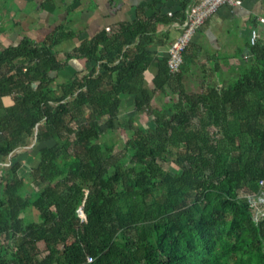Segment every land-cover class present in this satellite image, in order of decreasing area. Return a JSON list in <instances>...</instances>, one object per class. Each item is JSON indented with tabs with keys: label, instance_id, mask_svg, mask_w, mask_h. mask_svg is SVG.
Listing matches in <instances>:
<instances>
[{
	"label": "trees",
	"instance_id": "16d2710c",
	"mask_svg": "<svg viewBox=\"0 0 264 264\" xmlns=\"http://www.w3.org/2000/svg\"><path fill=\"white\" fill-rule=\"evenodd\" d=\"M160 21L139 17L82 42L65 63L93 66L72 77L54 50L63 28L0 46V264H264V217L241 198L264 181V42L224 87L185 90L189 44L176 75L166 58L156 63L148 89ZM130 96L150 125L132 119L115 141ZM30 141L27 164L31 151H15Z\"/></svg>",
	"mask_w": 264,
	"mask_h": 264
},
{
	"label": "crops",
	"instance_id": "0c3cea01",
	"mask_svg": "<svg viewBox=\"0 0 264 264\" xmlns=\"http://www.w3.org/2000/svg\"><path fill=\"white\" fill-rule=\"evenodd\" d=\"M185 0H0V46L17 45L22 40L40 44L55 29L63 28L66 38L54 50L62 65L61 77H72L89 70L93 63L64 56L88 41L98 32L121 24L132 23L139 17L162 20L156 23L153 43L148 46L149 67L144 73L145 85L157 73V62L165 60L168 45L179 36L180 25L190 4ZM192 2V0H190ZM264 0H242L239 7L217 10L194 35L189 56L184 58L183 84L186 91H197L214 84L224 87L236 79L239 68L249 57V37L256 30L264 42ZM65 63V64H64ZM134 96L124 102L121 117L134 119ZM130 110H133L129 114ZM120 117V119H121ZM139 117V116H138ZM136 118V117H135Z\"/></svg>",
	"mask_w": 264,
	"mask_h": 264
},
{
	"label": "built area",
	"instance_id": "2783aa9c",
	"mask_svg": "<svg viewBox=\"0 0 264 264\" xmlns=\"http://www.w3.org/2000/svg\"><path fill=\"white\" fill-rule=\"evenodd\" d=\"M242 0H192L189 10L180 25L179 36L176 37L167 49L166 63L168 72L176 75L183 63V53L191 43L194 35L201 29L204 23L222 7H239ZM260 25L264 26V18L257 19ZM106 31H109L107 28ZM258 40L256 30H252L249 37V44L252 46ZM25 72L26 69L24 68ZM244 200L254 209V220L258 221L264 217V181H259V189L254 194H244ZM80 223L85 222V216L81 208L76 210ZM92 258L87 257L86 262Z\"/></svg>",
	"mask_w": 264,
	"mask_h": 264
},
{
	"label": "rangeland",
	"instance_id": "374dc122",
	"mask_svg": "<svg viewBox=\"0 0 264 264\" xmlns=\"http://www.w3.org/2000/svg\"><path fill=\"white\" fill-rule=\"evenodd\" d=\"M55 73H52L51 75L53 76ZM159 98L161 97V95H158ZM175 99V97L173 98ZM133 110H130L129 114L133 113ZM135 112V111H134ZM136 119H139L140 124H146L147 125V120H146V116H144L143 114H139V113H134ZM139 116V117H138ZM134 117V120H135ZM119 120V119H118ZM124 117H121L120 119V126H116L111 132L114 134V138L113 140H121V141H125L127 139V134L134 131L135 130V125L132 124L130 121L127 122V119L125 118V123H124ZM148 125H150V122L148 123ZM34 146V142L30 141V143H28L27 146L24 147H19L15 153H20V152H24V151H31L25 161V163L29 164L31 163L32 160H34V156L37 153V150L32 148ZM8 160L9 158H3L0 157V170H3V172L8 168ZM5 169V170H4ZM241 198L244 199V196H241ZM30 216L32 218V220L36 223L39 222L38 219V214L35 210L28 208L26 210V216ZM23 225H24V221H23ZM13 245V243H10V246Z\"/></svg>",
	"mask_w": 264,
	"mask_h": 264
}]
</instances>
